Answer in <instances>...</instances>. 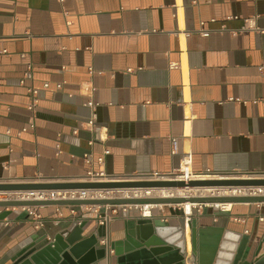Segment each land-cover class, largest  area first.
<instances>
[{"label": "crops", "instance_id": "1", "mask_svg": "<svg viewBox=\"0 0 264 264\" xmlns=\"http://www.w3.org/2000/svg\"><path fill=\"white\" fill-rule=\"evenodd\" d=\"M28 88L38 91L33 127ZM186 158L195 173L264 177V0H0V183L160 179ZM10 211L0 264L73 222L121 246L140 216L118 212L102 225L89 207L44 206L37 227L20 207ZM150 219L185 224L188 251L187 220L222 231L230 257L242 237L251 254L264 236V203L189 218L161 205Z\"/></svg>", "mask_w": 264, "mask_h": 264}, {"label": "water", "instance_id": "2", "mask_svg": "<svg viewBox=\"0 0 264 264\" xmlns=\"http://www.w3.org/2000/svg\"><path fill=\"white\" fill-rule=\"evenodd\" d=\"M232 187H264V177L218 176L188 182L174 179L96 180L80 183H20L2 184L0 192L38 190H110V189H207ZM184 203H264V196H175L116 199L73 200H8L0 201V220L7 218L11 208L44 206H105L131 204H184ZM100 209V216L104 214ZM222 212V211H221ZM24 215L27 213L24 211ZM189 228V251L186 249L184 228L169 227L160 219L138 216L126 223L124 241L118 244L100 243L97 233L84 237L85 223L73 222L65 231L59 232L51 241L43 238L25 245L11 264H264V253L258 257L261 243L254 251L245 253L248 237H242L232 257L221 246L222 231L197 229L195 221L187 220ZM212 234V237H208ZM39 245V247L37 246ZM251 255V258L248 257ZM229 259V260H228Z\"/></svg>", "mask_w": 264, "mask_h": 264}, {"label": "built area", "instance_id": "3", "mask_svg": "<svg viewBox=\"0 0 264 264\" xmlns=\"http://www.w3.org/2000/svg\"><path fill=\"white\" fill-rule=\"evenodd\" d=\"M248 29L255 28L252 25L251 20L245 21ZM257 30V29H256ZM202 33V32H201ZM203 35L206 33H202ZM89 72L93 71L89 69ZM43 89L49 88L48 83H44L42 85ZM61 87V83L55 84V89H59ZM27 93L29 95V100L27 103V109L31 112L32 117L29 121V126L33 127V114L38 101V91L37 89L28 88ZM85 106L90 109V115L86 122V126L89 128H93L95 125L96 114L95 108L97 106L96 103L92 101L90 98ZM171 145V154H176L178 149L177 139H170ZM85 159L88 158L86 154L84 156ZM160 179H174L176 181H184L188 182L191 180L197 179H211L217 178L218 175H214L209 171L204 173H195L191 171L189 167V160L186 158L182 161L179 168L168 175H155ZM89 181H96L103 178V175H90L87 177ZM155 190V191H154ZM156 190L159 189H110V190H38V191H15V192H0V201H8V200H85V199H116V198H143V197H155ZM214 195V193H211ZM227 196H264V187H232L229 188L227 192ZM157 197V196H156ZM175 197V196H174ZM183 197V196H181ZM172 206H177L182 211L184 217L189 218L192 216V212L195 209H201L202 207H211L215 209H219L220 211H226L230 208L232 204L230 203H184V204H169ZM229 205V207H227ZM161 204H131V205H105V206H80V207H89L93 213L98 215V223L99 224H107L112 216L117 214L118 212L126 213L129 210H136L139 212L141 217L148 218L151 216V210L155 207H160ZM104 208L103 216H100V209ZM22 211H25L28 217H31L35 222L37 227H41V216L37 212V207H28L21 208ZM1 212V211H0ZM4 225H7L6 220H2Z\"/></svg>", "mask_w": 264, "mask_h": 264}, {"label": "rangeland", "instance_id": "4", "mask_svg": "<svg viewBox=\"0 0 264 264\" xmlns=\"http://www.w3.org/2000/svg\"><path fill=\"white\" fill-rule=\"evenodd\" d=\"M171 190V189H170ZM229 188H213L211 190H207V189H184L181 193L182 195L181 196H205V195H211V193H214V195H220V196H227V195H224V194H227ZM159 192V191H158ZM168 192L169 194H173L176 192H169V191H166ZM174 194V196H175ZM159 193L157 195H155V197H159ZM180 196V195H179Z\"/></svg>", "mask_w": 264, "mask_h": 264}, {"label": "bare ground", "instance_id": "5", "mask_svg": "<svg viewBox=\"0 0 264 264\" xmlns=\"http://www.w3.org/2000/svg\"><path fill=\"white\" fill-rule=\"evenodd\" d=\"M184 189H160V190H156V193L158 192L160 195H159V197H174V194L175 193H171V194H169L168 192H166V191H169V192H176V194H175V196H181L182 195V191H183ZM155 191V190H154ZM224 195H227V194H224ZM227 207H229V205L227 206Z\"/></svg>", "mask_w": 264, "mask_h": 264}]
</instances>
